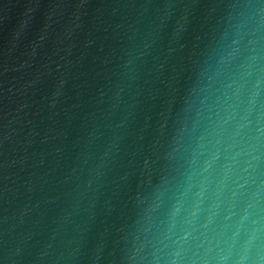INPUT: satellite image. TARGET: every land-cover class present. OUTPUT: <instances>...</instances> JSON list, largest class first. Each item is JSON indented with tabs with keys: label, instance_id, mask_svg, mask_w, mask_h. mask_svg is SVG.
<instances>
[{
	"label": "water",
	"instance_id": "water-1",
	"mask_svg": "<svg viewBox=\"0 0 264 264\" xmlns=\"http://www.w3.org/2000/svg\"><path fill=\"white\" fill-rule=\"evenodd\" d=\"M0 264H264V0H0Z\"/></svg>",
	"mask_w": 264,
	"mask_h": 264
}]
</instances>
